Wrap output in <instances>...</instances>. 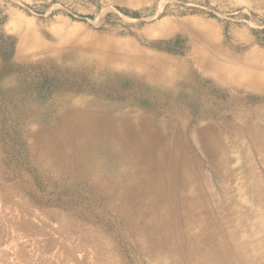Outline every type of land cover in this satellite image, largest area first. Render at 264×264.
<instances>
[{
  "label": "rangeland",
  "instance_id": "374dc122",
  "mask_svg": "<svg viewBox=\"0 0 264 264\" xmlns=\"http://www.w3.org/2000/svg\"><path fill=\"white\" fill-rule=\"evenodd\" d=\"M76 109L181 130L220 208L258 212L240 190L264 184V0H0V264H159L108 201L125 162L59 161ZM258 215L240 231L260 250Z\"/></svg>",
  "mask_w": 264,
  "mask_h": 264
},
{
  "label": "bare ground",
  "instance_id": "6f19581e",
  "mask_svg": "<svg viewBox=\"0 0 264 264\" xmlns=\"http://www.w3.org/2000/svg\"><path fill=\"white\" fill-rule=\"evenodd\" d=\"M248 85L259 83L251 80ZM120 120L80 109L63 114L68 156L59 161L65 163L69 157L79 163L97 151L104 162L113 153L125 162L118 179L122 185L111 191L108 201L127 221L143 252H154L159 264H264V247L259 250L240 231L250 229L244 216L256 213L255 228H264V184L259 178L250 172L247 188L240 190L260 205L258 212L246 208L241 214L243 203L238 201L225 211L207 181L194 171L189 141L181 130H166L147 117L135 123ZM197 134L209 155L222 157L225 143L219 130L208 126ZM109 180L102 178L106 184Z\"/></svg>",
  "mask_w": 264,
  "mask_h": 264
}]
</instances>
